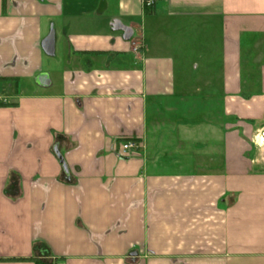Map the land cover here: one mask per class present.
I'll use <instances>...</instances> for the list:
<instances>
[{"label": "crops", "instance_id": "crops-1", "mask_svg": "<svg viewBox=\"0 0 264 264\" xmlns=\"http://www.w3.org/2000/svg\"><path fill=\"white\" fill-rule=\"evenodd\" d=\"M0 102V264H264V0H0Z\"/></svg>", "mask_w": 264, "mask_h": 264}, {"label": "built area", "instance_id": "built-area-1", "mask_svg": "<svg viewBox=\"0 0 264 264\" xmlns=\"http://www.w3.org/2000/svg\"><path fill=\"white\" fill-rule=\"evenodd\" d=\"M155 0H143L144 6H150L154 3ZM256 145L263 147L264 146V129H262L259 133L256 135ZM138 148V143L132 139H124L121 141V154L125 156H131L133 155Z\"/></svg>", "mask_w": 264, "mask_h": 264}, {"label": "water", "instance_id": "water-1", "mask_svg": "<svg viewBox=\"0 0 264 264\" xmlns=\"http://www.w3.org/2000/svg\"><path fill=\"white\" fill-rule=\"evenodd\" d=\"M43 49L46 54H52L54 48V32L51 29L49 34L43 40Z\"/></svg>", "mask_w": 264, "mask_h": 264}, {"label": "trees", "instance_id": "trees-1", "mask_svg": "<svg viewBox=\"0 0 264 264\" xmlns=\"http://www.w3.org/2000/svg\"><path fill=\"white\" fill-rule=\"evenodd\" d=\"M3 104H4V102H0V105H3ZM36 264H52V263L51 262H43L41 260L36 259Z\"/></svg>", "mask_w": 264, "mask_h": 264}, {"label": "rangeland", "instance_id": "rangeland-1", "mask_svg": "<svg viewBox=\"0 0 264 264\" xmlns=\"http://www.w3.org/2000/svg\"><path fill=\"white\" fill-rule=\"evenodd\" d=\"M259 156L262 158L264 157V146L259 148Z\"/></svg>", "mask_w": 264, "mask_h": 264}]
</instances>
